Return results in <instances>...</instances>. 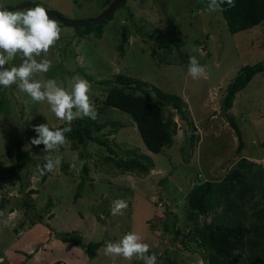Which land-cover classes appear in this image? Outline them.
I'll return each instance as SVG.
<instances>
[{
    "label": "rangeland",
    "instance_id": "374dc122",
    "mask_svg": "<svg viewBox=\"0 0 264 264\" xmlns=\"http://www.w3.org/2000/svg\"><path fill=\"white\" fill-rule=\"evenodd\" d=\"M113 0H0V6H18L15 10L35 3L45 10H56L67 19L93 18L103 9V2ZM209 0H126L107 22L100 38L92 34L78 37L69 22L57 21L60 39L37 60L47 58L52 64L47 73H38L36 80L54 79L58 85L71 90L73 78L79 76L91 85L90 100L103 123L101 133L113 153L94 142L65 145L50 153L59 165L48 173L44 182L36 179L34 171L42 164L45 154L31 144L37 136L34 126L66 124L57 119L45 102H33L16 84L0 87V165L9 164L8 152L17 139L33 157L35 164L26 177L23 194L17 181L0 183V259L3 264H143L133 258L104 255L106 241H119L125 234L135 232L141 242L150 246L158 264H204L195 243L181 240L188 229L184 195L193 181L220 180L240 157L264 165V68L235 95L227 114L220 106L227 84L240 67L258 61L264 65V20L251 28L231 33L221 11L209 12ZM107 4V5H108ZM106 7V6H105ZM12 10V11H15ZM127 26L129 38L121 55L117 46L121 28ZM145 33L170 34L189 58L195 56L207 66V75L192 80L188 65L176 52L165 54L162 45L154 43ZM160 56L152 57L151 48ZM161 60V61H159ZM22 58L17 55L5 67H17ZM126 74L149 82L160 89L178 94L184 100L183 115L172 106H165L176 123L172 145L159 153L144 145L136 124L127 113L112 107L101 109L114 75ZM109 81V83L100 81ZM154 95L152 88H148ZM101 109V111H100ZM232 117L242 132L243 147L237 152L238 138L229 123ZM134 150L136 154L128 151ZM11 151V149H10ZM107 155L136 157L152 162L149 170L122 171ZM78 157L88 167L81 195L74 193L83 174L70 168ZM42 160V161H41ZM79 166V162H75ZM30 189H37L31 192ZM51 199L43 223L29 226L26 201L41 210ZM123 199L128 207L122 215H111L113 201ZM258 197L254 198L256 202ZM216 210L199 217L202 224ZM7 221V226L3 221ZM75 230L83 242L102 241L97 255L89 259L83 250L69 242L55 239L53 232ZM53 231V232H52ZM247 264V263H246ZM257 264H264V256Z\"/></svg>",
    "mask_w": 264,
    "mask_h": 264
},
{
    "label": "trees",
    "instance_id": "16d2710c",
    "mask_svg": "<svg viewBox=\"0 0 264 264\" xmlns=\"http://www.w3.org/2000/svg\"><path fill=\"white\" fill-rule=\"evenodd\" d=\"M123 0L103 19L90 22L86 18L79 20L67 19L70 25L75 27L78 37L92 34L100 38L108 21L113 18L114 11L125 4ZM35 4V3H34ZM108 2H103L101 8H105ZM222 15L225 19L227 29L236 33L260 24L264 20V0H235V7L222 5ZM53 16H62L56 10H49ZM76 23V24H75ZM135 30L142 36H149L154 43L162 45L165 54L176 52L180 61L188 65V54L181 50L178 41L170 34L145 33L140 28ZM129 38L127 26L121 28V38L117 49L121 55L124 54L125 45ZM151 56L159 57L155 48H151ZM161 61V60H159ZM263 62L246 64L240 67L236 76L227 84L221 102V110L225 114L233 106L235 95L243 89L254 75L263 71ZM109 83V81H100ZM152 88L154 95L150 94L148 88ZM184 100L175 93L167 92L149 82L134 78L132 76L117 73L107 88L102 108L112 107L119 109L131 116L146 148L159 153L163 148L172 145L176 134V123L171 113H165V106H172L178 113H184ZM100 109V111H101ZM228 117V116H227ZM228 121L238 138L237 152L243 147L242 132L232 117ZM67 124L49 126L50 129L63 128ZM104 124L88 117L76 119L71 124V132L66 133V140L71 142L73 148L94 142L104 146L107 151L113 153L105 136L101 133ZM39 147H44L39 145ZM11 149V151H10ZM134 154L135 151H128ZM9 164L0 165V183L17 181L19 191L23 194L28 184L27 175L31 172L30 167L36 163L30 152L23 147L22 140L17 139L8 152ZM106 160L122 171L147 172L152 162H144L136 157H119L113 155L105 156ZM42 161V160H41ZM42 161L40 166H43ZM83 174L78 182V189L73 195L76 201L81 195V190L86 182L88 167L84 163ZM36 175V170L33 172ZM48 173L40 181L44 182ZM37 192V189H30ZM258 197L255 202L254 198ZM185 216L188 221L186 233L176 230L175 234H182L181 240L186 244L195 243L199 249L204 264H257L264 256V165L257 164L240 157L234 166L228 170L220 180L200 179L193 181L184 195ZM53 205L48 199L46 205L38 210L26 201L29 226L43 223L44 213L48 212L51 218L53 213L48 210ZM217 212L209 221L202 224L198 222L199 217L206 216L216 210ZM53 232V231H52ZM55 239L62 242H69L80 247L84 254L93 259L97 250L104 245L102 241L83 242L77 231L53 232Z\"/></svg>",
    "mask_w": 264,
    "mask_h": 264
},
{
    "label": "clouds",
    "instance_id": "9594fccd",
    "mask_svg": "<svg viewBox=\"0 0 264 264\" xmlns=\"http://www.w3.org/2000/svg\"><path fill=\"white\" fill-rule=\"evenodd\" d=\"M235 7V0H209L208 11H222V5ZM50 15L53 16L51 13ZM56 18V17H55ZM61 29L55 19L50 18L44 7L36 5L27 10L10 11L0 6V87L8 88L16 84L18 89L26 93L33 102H47L54 116L65 121L67 126L50 129L48 124L34 126L37 136L31 139L35 146L43 145L45 163L36 169V179H41L51 173L59 165V160L50 154L66 143V133L71 132V124L76 119L88 117L97 118L95 105L90 100L91 85L79 76L73 78L71 90L58 85L54 79L40 82L35 79L38 73H47L51 67V60L44 58L37 60L42 54L47 57L49 49L60 39ZM17 55L22 63L17 67H5ZM188 75L192 80L205 78L207 66L201 65L199 60L189 58ZM79 162V166L75 163ZM84 161L73 158L70 168L79 173ZM128 203L123 199L113 201L111 215H122ZM0 216L3 213L0 212ZM7 226V221H3ZM104 255L108 257H123L132 260L134 257L143 264H158L155 253L149 255L150 246L141 242V237L135 232L125 234L119 241H106ZM0 264H3L0 259Z\"/></svg>",
    "mask_w": 264,
    "mask_h": 264
},
{
    "label": "water",
    "instance_id": "95a60500",
    "mask_svg": "<svg viewBox=\"0 0 264 264\" xmlns=\"http://www.w3.org/2000/svg\"><path fill=\"white\" fill-rule=\"evenodd\" d=\"M123 0H113L111 1L97 16L93 17V18H89L88 20L90 22H96L99 21L101 19H103L107 14H109L112 9L114 7H116L119 3H121ZM37 4L34 3H27V4H23L21 6L23 7H34ZM6 8H8V10L12 11L15 9H18V6H6ZM47 13H49V11L46 9ZM50 14V13H49ZM57 19H59L62 22H66V18L62 17V16H55ZM76 24V23H75Z\"/></svg>",
    "mask_w": 264,
    "mask_h": 264
}]
</instances>
